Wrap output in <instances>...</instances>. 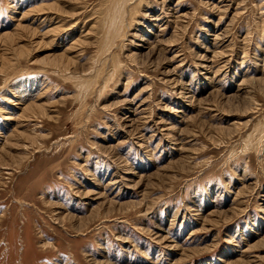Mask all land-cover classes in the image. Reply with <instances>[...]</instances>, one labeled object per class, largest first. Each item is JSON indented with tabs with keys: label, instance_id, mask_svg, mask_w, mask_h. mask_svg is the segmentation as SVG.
<instances>
[{
	"label": "rangeland",
	"instance_id": "obj_1",
	"mask_svg": "<svg viewBox=\"0 0 264 264\" xmlns=\"http://www.w3.org/2000/svg\"><path fill=\"white\" fill-rule=\"evenodd\" d=\"M0 264H264V0H0Z\"/></svg>",
	"mask_w": 264,
	"mask_h": 264
},
{
	"label": "bare ground",
	"instance_id": "obj_2",
	"mask_svg": "<svg viewBox=\"0 0 264 264\" xmlns=\"http://www.w3.org/2000/svg\"><path fill=\"white\" fill-rule=\"evenodd\" d=\"M127 1V0H126ZM122 3V2H121ZM123 4V3H122ZM122 7H123V5H122ZM125 8V7H124ZM120 10V9H119Z\"/></svg>",
	"mask_w": 264,
	"mask_h": 264
}]
</instances>
